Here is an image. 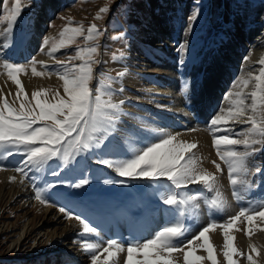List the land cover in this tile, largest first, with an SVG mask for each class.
Returning <instances> with one entry per match:
<instances>
[{
    "label": "rangeland",
    "instance_id": "rangeland-1",
    "mask_svg": "<svg viewBox=\"0 0 264 264\" xmlns=\"http://www.w3.org/2000/svg\"><path fill=\"white\" fill-rule=\"evenodd\" d=\"M11 2L12 0H8V7L11 6ZM21 7L23 11L14 26L12 46L6 49L0 58L16 64H28L29 61L35 60L37 62L35 67L39 72L46 71L44 66L48 69H58L56 60L47 55V49L41 51L44 38H57L59 32L66 26L83 25L86 32L90 25H95L100 32L96 39L86 45L83 37H78L76 43L60 49L54 55L67 61L68 56L75 55L77 47L96 46L97 53L93 58L100 63L92 66L94 75L90 88L96 86L107 88L110 82L113 89L123 87V92L117 91L113 100L116 102L120 99L125 100L122 107L128 115L121 117V123L118 124L121 134L110 138L99 149L78 156L62 171H59L61 161L54 159L48 161L40 171H30L28 175L31 179H22L18 172L12 170L24 159L21 154L0 159V165L8 166L6 170H0V264H92V255L101 252L102 248L107 246L104 242L110 239H116L124 246V250L117 253L114 258L115 264H125L127 245L130 241L143 242L152 238L155 232L169 221L179 222L188 227L189 231L181 237L182 243L191 239L209 222L226 223L230 217L238 214L241 207L259 209L264 205V171L260 174L255 173L256 166L264 168V150L255 152L249 157L248 166L252 169V173L247 176L248 185L243 187L237 185L240 197L237 199L229 182L227 165L217 156L212 146V134L208 131L210 120L219 114L221 108L227 110L229 106L228 101L224 99L225 95L240 90L236 87L238 84L243 89L244 95L248 97L246 103L249 106L251 104L253 77L259 74L260 61L264 59V0H66L61 2L21 0ZM105 7L109 11L101 13L100 18H97V13ZM197 8L200 12L193 22L191 17ZM3 14L4 0H0V45H3L8 38L6 31L8 24L3 19ZM24 14L27 15L26 19L23 18ZM190 24H192L191 32L188 31ZM185 41L188 42L189 51L185 63L181 65L179 62L181 53L178 49ZM25 43L31 45L28 56L19 59L20 61L18 57H7L10 51ZM73 63L79 64L80 61L75 60ZM125 70L126 74L119 77L118 73ZM3 79L4 85H0V96L11 107L19 109L22 101H32V95L23 94L17 97L15 84L0 66V82ZM17 79L21 81V85H24V82L33 85L35 79H50L56 81L54 88L59 84L58 88L62 86V81L55 71L51 74L35 76L31 71V65H28L26 72L18 74ZM246 79L249 80V84L244 88L242 81ZM185 83L188 85L187 89L184 88ZM139 86L148 89L144 90ZM157 86L163 91L162 93L153 91ZM55 93H59L60 97L64 96L63 88H59L48 93L43 91L37 99L42 102H55L53 99ZM32 103L34 104V101ZM127 106L131 109L127 110ZM165 110L170 122L160 120ZM249 112H251L250 107ZM151 123L155 127L158 125L162 128V132L156 131L157 134L152 132L151 135L149 132L150 136H145L146 140L156 138L164 132H167L164 134L178 132L182 134L184 143L197 145L192 153L198 161V168L199 164L205 162L206 168L203 171L213 173L216 178L212 190L202 184L176 189L166 178H160L156 182L144 178H121L114 169L96 163L97 159L131 158L136 151L146 146L145 140L142 139L144 135L141 138L143 141L140 139L139 144L135 145V141L140 138L139 135L142 136L140 132L146 130ZM230 127L240 132L242 129L247 130L250 125L235 122ZM113 141L122 147L119 154L109 150ZM237 147L243 150V146ZM253 147L264 148L262 145ZM217 164L220 165V171L216 168ZM57 171L59 175L51 174ZM86 175L89 180L87 185L80 189L71 187ZM105 178L126 179L128 183L105 185L103 183ZM48 184L56 186L47 188ZM37 188L42 190L47 200L56 204H42L37 200L35 198ZM171 193H176L178 199L183 197L187 200L189 196H195V199L186 204L165 205L163 197ZM24 195L26 197H23ZM217 198L224 202L223 207L216 208L212 205V201ZM57 205H71L73 212L99 229H101V221L87 217L80 208L83 207L84 210L89 208L88 210L92 211L96 205H99L102 216L108 218L115 214L119 217L118 224L124 226L139 223L144 216L153 219V222L146 234L143 233L136 238L126 233L128 232L126 227L122 228L118 235L107 233L102 237L96 235L95 244L99 241L100 246L84 252L82 244L88 245L89 242L72 241L82 237L80 235L82 226L76 219L65 218ZM125 208L128 209L127 212L122 211ZM50 210L52 214L49 217H54L56 220L60 216L64 224L55 225L52 229L41 227L26 240L24 233L27 228L30 229L33 220ZM88 210L86 211L89 212ZM240 220L229 230V235L233 237L232 246L244 254V256L233 255L234 264H247L249 245L257 249V253H252L257 264H264V221L257 218L249 225L243 217ZM64 227L70 229L73 237L67 240L68 242H58L56 234ZM55 228H59L56 233ZM246 231L248 235L245 234ZM209 233L218 243L215 245L216 256L213 257L216 264H226L222 254V229L217 227ZM209 233L206 237H209ZM198 243L200 242L194 247H197ZM19 244H22L21 248H18ZM66 245L74 250L69 251ZM79 251L81 253L77 254ZM135 254L133 260L139 264L143 257ZM77 255L83 256V262L73 261L79 259L76 258ZM38 256L43 260L37 262ZM166 258L170 259L172 264H184L183 252H174ZM198 264H212V261L204 259Z\"/></svg>",
    "mask_w": 264,
    "mask_h": 264
},
{
    "label": "snow or ice",
    "instance_id": "snow-or-ice-1",
    "mask_svg": "<svg viewBox=\"0 0 264 264\" xmlns=\"http://www.w3.org/2000/svg\"><path fill=\"white\" fill-rule=\"evenodd\" d=\"M21 0H12L11 6L8 7V0H4L3 19L7 21V41L0 45V57L3 52L12 46V35L14 26L22 15ZM107 7L100 9L97 18L101 13H107ZM200 9L195 10L191 20L194 22L199 15ZM71 23V22H69ZM192 24L189 25L188 31L191 32ZM100 35L95 25H90L85 32L83 25L66 26L60 32L57 38L45 37L41 51L47 49V55L56 60L58 69H48L46 71H37L35 60L29 61L28 64H16L9 60L0 58V66L5 70V74L15 84L17 88V97L23 95L21 81L17 75L27 71L28 65H31V71L35 76L51 74L56 72L58 78L62 81L64 96L60 97L59 93L53 95L55 102H42L37 97L43 94V90L32 93V101L21 102L19 109L11 107L2 96H0V159L5 156L21 154L24 159L12 170L18 172L22 179L29 177L32 170L40 171L44 165L54 159L61 161V168L68 167L78 156H83L93 150L99 149L110 138L121 134L118 124L121 123V117L127 116L128 113L123 111L125 100L120 99L118 102L113 100L116 92H123V87L113 89L111 82L107 88L100 86L90 88L93 81V65L100 63L94 59L97 53L96 46L77 47L74 56H68L67 61L55 57V53L60 49L69 47L77 42L78 37H83L85 44L96 39ZM178 51L181 53L180 64L183 65L189 51L188 42L185 41L179 46ZM79 60V64L73 61ZM261 68L259 74L253 77L254 86L250 93L251 104L246 103L248 97L244 95L243 89L235 92H229L224 99L228 101L227 110L220 109L219 114L209 122L208 131L212 134V146L216 151L219 159L227 165L230 185L233 188V195L238 196L237 185L241 187L248 185L247 176L252 173L248 166L249 157L264 148H254V145L264 146V59L260 61ZM124 72L118 73L123 77ZM251 75V73L249 74ZM243 87H248L249 80L242 81ZM187 83L184 88L187 89ZM106 97V98H105ZM158 107H165L158 105ZM249 107L251 112H249ZM259 109V111H258ZM48 121L51 123L49 124ZM240 122L249 124L247 130L237 132L230 127L232 123ZM155 132L156 129H149ZM219 134V135H218ZM145 147H142L128 159H97L96 163L102 164L107 168L114 169L115 173L121 178H144L153 182L160 178H166L171 182V186L176 189L193 184H202L205 188L212 190L215 186L216 178L200 168L198 161L192 153L197 147L195 144L177 142L176 137L172 135H160L153 139L145 140ZM237 146H243L239 150ZM111 152L119 154L122 147L119 143L113 141L110 144ZM187 153V155H186ZM8 166L0 165V170H6ZM216 168L220 171V165ZM59 171L51 173L59 175ZM264 168L255 167V173L260 174ZM89 180L87 175L84 179L72 184L71 187L80 189L87 185ZM105 185L127 184L126 179H103ZM55 184H48L47 188L55 187ZM219 196V194H218ZM35 198L42 204H56L50 202L42 194V190H35ZM195 196L177 197L176 193L168 194L163 197V203L168 206L186 204L194 200ZM224 202L219 198L212 201L216 208L223 207ZM58 206V210L67 219H76L82 226V233L92 234L99 233L100 229L86 221L81 215L71 210V205ZM122 211L127 212L125 208ZM243 217L250 225L254 220L259 218L264 221V205L259 209L253 207H241L236 216L230 217L226 223L209 222L191 239L184 240L181 243V237L189 231L188 227L179 222L169 221L154 236L146 241L133 240L127 245V257L125 264H137L134 262V253L143 257L139 264H153L149 259L148 253L151 252L156 264H172L167 256L174 252L184 253V264H198L203 257L195 256L192 259V249L197 242L200 247L208 252L207 259L216 264L212 255V246L208 244L206 234L211 230L219 227L222 229L223 249L222 254L226 264H234L233 255L244 256L243 253L232 246L233 237L229 235V230L233 228L238 220ZM248 235V231L245 233ZM106 247L102 251L93 254L91 257L92 264H101L100 256L107 254L103 264H115L114 258L117 253L124 250V246L116 239H110L106 242ZM100 245H88L90 250L98 248ZM250 253L246 256L247 264H257L252 253H257V249L249 245ZM187 249V251H185Z\"/></svg>",
    "mask_w": 264,
    "mask_h": 264
},
{
    "label": "bare ground",
    "instance_id": "bare-ground-1",
    "mask_svg": "<svg viewBox=\"0 0 264 264\" xmlns=\"http://www.w3.org/2000/svg\"><path fill=\"white\" fill-rule=\"evenodd\" d=\"M61 1H66V0H59V2H61ZM180 3H182V1H180ZM179 3V4H180ZM169 4V3H168ZM177 4H178V2H177ZM32 22H33V20H32ZM31 22V23H32ZM24 24V23H23ZM31 36V34H29V37ZM30 46L31 45H28V43L26 44L25 43V45H23V46H20L19 48H18V46H17V48H15V49H13L12 51H10L8 54V56L7 57H13V58H16V57H18V60L19 59H22L23 57H25L26 55L28 56V49H30ZM29 53H30V51H29ZM6 56V55H5ZM12 58V59H13ZM20 61V60H19ZM145 72V71H144ZM143 73V72H142ZM143 75V74H142ZM145 75V74H144ZM136 79V78H135ZM142 78H140V80H141ZM159 79V78H158ZM139 80V81H140ZM24 82V81H23ZM134 83V82H133ZM155 83H156V81H155ZM158 83V82H157ZM161 83V82H160ZM132 84V83H131ZM0 85H4V79L0 82ZM58 85V84H57ZM60 85V84H59ZM58 85V86H59ZM29 88H28V87ZM56 86V81H54V80H50V79H44V80H38V79H35V81H34V84L33 85H31V84H28L27 82H24V85L22 84L21 85V88H22V92H23V94L25 95V96H30V95H32V91H34V90H37V91H41V90H43V91H46L47 93L49 92V91H53V90H56V89H59V88H62V86L61 87H59L58 88V86H57V88H54ZM125 86H127V84L125 85ZM138 86V85H137ZM141 89H144L142 86H139ZM148 88H145L144 90H147ZM136 90V89H135ZM152 91V90H151ZM150 91V92H151ZM153 91L155 92H157L158 94H159V92H163L158 86L157 87H155V88H153ZM156 93V94H157ZM160 93V94H161ZM15 96V95H14ZM130 99V98H129ZM141 103V102H140ZM155 103V102H154ZM128 105V104H127ZM125 108V107H124ZM165 108H167V107H165ZM126 109L128 110V109H131L129 106H127L126 107ZM132 111V110H131ZM129 112V111H128ZM164 113V114H163ZM162 113V115L160 116V120H164V121H166V122H170V119L167 117V110H165V112H163ZM123 117V116H122ZM126 117V116H125ZM124 118V117H123ZM133 118V117H132ZM131 118V120H133ZM172 118V117H171ZM159 119V118H158ZM135 120V119H134ZM152 122H154V121H152ZM149 123V122H148ZM155 123L156 124H158V122L157 121H155ZM163 123V122H162ZM159 125H160V121H159ZM168 126V125H167ZM155 126H153V124L151 123V124H149V126H148V128L146 129V130H142L141 132H140V134L142 135V136H140L139 135V139L138 140H136L135 141V145H137V144H139L140 143V139L143 137V135H144V138H145V136H147V135H149V132H150V135H151V133L153 132V131H150L149 129H156L157 127H158V125H157V127H155ZM158 128H160V127H158ZM157 128V129H158ZM167 128V127H166ZM156 129V131L158 132V131H161V129L162 128H160V130L158 129L157 130ZM156 131H155V133H156ZM162 132V131H161ZM161 132H159L158 134L160 135V133ZM164 133H167V132H164ZM164 133H162L161 135H163ZM157 134V133H156ZM156 134H155V136H156ZM172 135V136H175L176 137V141L177 142H184L183 141V138H182V134L181 133H178V132H170V133H168V134H164V136H167V135ZM149 135V136H150ZM158 136V135H157ZM199 136V135H198ZM148 137V136H147ZM146 137V138H147ZM138 138V137H137ZM144 138H142L143 140H146V138L144 139ZM141 139V140H142ZM142 140V141H143ZM134 144V143H133ZM201 149V148H200ZM199 149V150H200ZM201 150H203V149H201ZM197 152H199V151H197ZM201 153V152H200ZM204 154V153H203ZM263 154V153H262ZM199 155V154H198ZM210 156V155H209ZM214 158V157H213ZM215 159V158H214ZM263 159V158H262ZM201 163V162H200ZM208 163V162H207ZM253 163V162H252ZM209 164V163H208ZM262 164V163H261ZM200 166H199V168L201 169V170H203V169H205L206 168V163L205 162H202V164H199ZM209 166V165H208ZM208 166H207V168H208ZM208 170V169H207ZM206 170V171H207ZM205 171V170H204ZM210 172V171H209ZM211 172H212V170H211ZM213 174V173H212ZM23 197H26V195H24ZM259 197V196H258ZM226 198V197H225ZM16 200H14V202H15ZM263 202V201H262ZM261 202V203H262ZM82 204V203H81ZM78 206H81V205H78ZM83 206H85V205H83ZM101 207V206H100ZM100 207H99V205H96L94 208H93V210L92 211H89L88 209L89 208H85L86 210H88L89 212H87L86 210H84L83 209V207L82 208H80L81 210H83L84 212H85V214H87V217L89 216L90 218H92V219H97V220H100L101 222H100V227H101V229H100V232L98 233V234H95V233H93V234H84V235H82V237H76V238H78V240L77 239H73L72 241H81V240H84V242H89V244L88 245H91V244H95V240H97V236L98 235H101V237L104 235V234H114V235H118L119 233H120V230L122 229V228H127V231L128 232H126L127 234H129L130 236H134L135 238H136V236L137 237H140L141 235H143V233L144 234H146L147 233V231L149 230V226H151L152 225V220H150L149 219V217L148 216H144V218H142L141 219V221L139 222V223H137L136 221V223H131L130 225H128V224H126L125 226L123 225V224H118V216H116L115 214H112L110 217H104V216H102L101 214H100V212H101V210L102 209H100ZM59 213V212H58ZM52 214V211L50 210V211H48V212H44L42 215H39V217H37V218H35L34 220H33V222H32V224L30 225V229L29 228H27L26 229V231H25V233H24V238H26V240H27V238L28 237H30V235H32V234H34V233H36L37 232V230H40L41 229V227H45L44 229H48V228H53V226H55V225H59V226H62L63 224H64V222H62L63 220H61V217L59 216L58 218H56V220H54V217H49L50 215ZM197 214V213H196ZM62 215V214H61ZM172 215V214H171ZM194 216V215H193ZM153 218V217H152ZM136 220V219H135ZM127 221V220H126ZM128 221H129V218H128ZM127 221V222H128ZM241 221V220H240ZM130 222V221H129ZM79 225V224H78ZM122 225H123V227H122ZM69 225L67 224V227H68ZM81 227V226H80ZM82 228V227H81ZM148 229V230H147ZM58 230H59V228H55L54 229V231H55V233L56 232H58ZM135 233V234H134ZM10 235V234H9ZM8 235V236H9ZM57 235V238H56V240L58 241V242H65V241H67V240H70V238L71 237H73V233L70 231V229H67V228H65L64 227V229H62V230H60V232L59 233H57L56 234ZM97 235V236H96ZM12 237V236H11ZM75 237V236H74ZM207 238V242H208V244H210L211 246H212V255H213V257H215L216 255V252H217V246H215V245H218V243H217V240L215 239V238H211V236H210V233H209V237H206ZM102 239V238H101ZM222 240V243H224L223 242V238L221 239ZM133 241V240H132ZM220 241V240H219ZM68 242V241H67ZM99 242V241H98ZM97 242V243H98ZM232 242V241H231ZM201 243V242H200ZM200 243H198V246L197 247H194L193 249H192V257H189V259H192L193 257H195V256H199V257H203L204 259H207V256H208V252H206L205 250H204V248H202V247H200L199 245H200ZM219 244H220V242H219ZM71 245V244H70ZM79 245V244H78ZM84 245V246H83ZM88 245L87 244H82V247H84V249L83 250H85L84 252H87L88 250H89V247H88ZM221 245V244H220ZM219 245V246H220ZM19 247L18 248H21L22 247V244H19L18 245ZM67 246V248L66 249H68L69 251L70 250H74V249H70L69 247H68V245H66ZM16 247V246H15ZM221 248V247H220ZM75 249H78V248H75ZM67 250V251H68ZM90 251V250H89ZM81 253V251H79L77 254H80ZM64 254V253H63ZM106 255L107 254H103L101 257H102V259H100V261H101V264H103V261H104V259H105V257H106ZM136 255V254H135ZM148 255H149V259L150 260H152L153 261V264H156V262H155V260H154V257H152V255H151V253L149 252L148 253ZM137 256V255H136ZM40 256H38L37 258H36V260H37V262H40V261H42L43 260V258H39ZM76 258H79V259H74L73 261H77V262H83V260H82V258H83V256H79V255H77L76 256ZM204 259H202V260H204ZM215 259V258H214ZM118 260V259H117ZM206 261V260H205ZM200 262H201V260H200Z\"/></svg>",
    "mask_w": 264,
    "mask_h": 264
},
{
    "label": "water",
    "instance_id": "water-1",
    "mask_svg": "<svg viewBox=\"0 0 264 264\" xmlns=\"http://www.w3.org/2000/svg\"><path fill=\"white\" fill-rule=\"evenodd\" d=\"M23 18H24V19H25V18H27V15H26V14H24V17H23Z\"/></svg>",
    "mask_w": 264,
    "mask_h": 264
},
{
    "label": "trees",
    "instance_id": "trees-1",
    "mask_svg": "<svg viewBox=\"0 0 264 264\" xmlns=\"http://www.w3.org/2000/svg\"><path fill=\"white\" fill-rule=\"evenodd\" d=\"M204 11H205V9H204Z\"/></svg>",
    "mask_w": 264,
    "mask_h": 264
}]
</instances>
